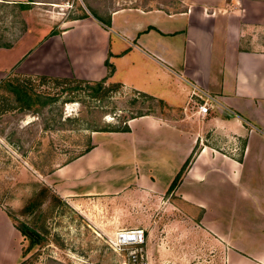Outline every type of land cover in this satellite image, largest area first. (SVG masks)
Returning <instances> with one entry per match:
<instances>
[{
  "label": "crops",
  "instance_id": "obj_1",
  "mask_svg": "<svg viewBox=\"0 0 264 264\" xmlns=\"http://www.w3.org/2000/svg\"><path fill=\"white\" fill-rule=\"evenodd\" d=\"M174 1L113 9L110 26L93 14L64 20L56 33L0 46V78L10 70L107 76L184 110L202 91L210 95L204 125L184 111L175 120L131 117L129 130H93L92 147L45 181L77 204L131 186L165 190L196 147L175 194L201 217L219 216L207 220L211 232L238 233L227 264H264V0Z\"/></svg>",
  "mask_w": 264,
  "mask_h": 264
},
{
  "label": "rangeland",
  "instance_id": "obj_2",
  "mask_svg": "<svg viewBox=\"0 0 264 264\" xmlns=\"http://www.w3.org/2000/svg\"><path fill=\"white\" fill-rule=\"evenodd\" d=\"M159 2L167 8L176 6L174 0H29L25 8L0 3V41L14 44L25 38L32 42L60 29L64 20L84 13H95L106 24L113 9L153 7ZM40 75L10 70L2 76L19 77L34 90L57 95V99L32 113L16 107L12 96L0 89V264H133L129 249L134 246L120 249L113 241L118 231L136 227L144 230V240L142 258L135 264H227L226 246L228 242L238 245V233L225 239V233L208 230L207 220L219 216L201 217V210L180 201L174 189L147 192L131 186L120 196H95L87 199L88 204H77L45 181L46 174L82 152L92 125L103 127L108 121L112 127L130 115L146 112L175 120L184 111L187 121L204 125L209 114L193 112L199 99L189 101L184 110L107 79L104 93L91 97L85 87L64 90L69 82H43ZM195 151L196 147L190 161ZM44 185L50 190L28 216L44 239L23 253L28 240L9 214L17 212ZM52 191L58 195L52 196Z\"/></svg>",
  "mask_w": 264,
  "mask_h": 264
},
{
  "label": "trees",
  "instance_id": "obj_3",
  "mask_svg": "<svg viewBox=\"0 0 264 264\" xmlns=\"http://www.w3.org/2000/svg\"><path fill=\"white\" fill-rule=\"evenodd\" d=\"M0 3H16L19 4L22 7H27L29 4V0L27 1H17V2H7L4 0H0ZM93 13V12H92ZM88 14L84 13L81 16L73 17V18H80L87 16ZM94 17H96L99 20V17L97 14L93 13ZM110 19L106 21V25L109 26ZM57 30H52L50 33H56ZM12 45L11 41H0V46L4 47H10ZM105 64L108 66L109 73L113 70V65L109 62L108 59L105 60ZM41 81H47V79H50L51 81L58 82L65 81L69 82L68 86L62 87L64 90H79V89H89L86 94H88L91 97H98L102 95V91L104 90V83L106 81V77H102L98 80H89L84 78H78V77H48V75H40L38 77ZM0 89H3L6 91L9 95L12 96V100L15 101L16 107H19L21 110H28L32 113H38L43 108H45L47 105L52 104L56 99L57 95L53 96L49 92L44 91H37L33 89V86L31 83L24 81L23 79L19 77H3L0 79ZM144 95L150 97V98H156L152 95L143 93ZM159 101H162L160 98H156ZM52 108V107H51ZM53 109V108H52ZM146 113H139L137 115H130L127 118L123 119L120 123V125L115 126H108L109 122L105 121L106 123L102 126L99 125H92L90 128L91 131L93 130H129V126L127 124V120L134 116H139ZM60 115V114H59ZM70 117L67 116L66 119H69ZM91 126V125H90ZM92 147L90 134H89V143L87 146L80 152L78 155L82 154L86 150L90 149ZM76 155V156H78ZM192 156V153L188 156V158L184 161L179 171L176 173L175 177L171 181L167 191H171L174 189L178 181L180 180L182 173L186 169L187 165L190 162V158ZM49 187L47 185H44L42 188H40L31 198H29L23 206H21L19 209H17V212L9 214V217L13 221L14 226L17 228V230L23 235L24 238L28 240L27 246L24 248L23 253L27 252L29 249L33 248L35 245L41 243L44 239V236L42 233L38 231V229L33 225L31 222L32 220L28 217L31 213L35 211V208H37L40 205V200H42L45 196V194L49 191ZM58 194L54 191H52V196H57Z\"/></svg>",
  "mask_w": 264,
  "mask_h": 264
},
{
  "label": "built area",
  "instance_id": "obj_4",
  "mask_svg": "<svg viewBox=\"0 0 264 264\" xmlns=\"http://www.w3.org/2000/svg\"><path fill=\"white\" fill-rule=\"evenodd\" d=\"M202 94L205 95L204 98ZM199 97L202 98V100L197 103L195 111L197 114L204 115L209 111V101L212 99V97L206 94L204 91L199 94ZM130 232L131 235H129ZM117 234L119 235H117L116 240L113 242L119 246L120 249L128 248V245L134 246H132L133 248L129 249V254L131 256L132 263L135 264L139 257L142 258V248L140 245L144 240V230L142 228L136 227L133 229H124L118 231ZM120 236H122V238H120Z\"/></svg>",
  "mask_w": 264,
  "mask_h": 264
},
{
  "label": "bare ground",
  "instance_id": "obj_5",
  "mask_svg": "<svg viewBox=\"0 0 264 264\" xmlns=\"http://www.w3.org/2000/svg\"><path fill=\"white\" fill-rule=\"evenodd\" d=\"M125 233V232H124ZM117 235H119V234H117ZM129 235H131V232L129 233ZM120 238H122V236H120Z\"/></svg>",
  "mask_w": 264,
  "mask_h": 264
}]
</instances>
